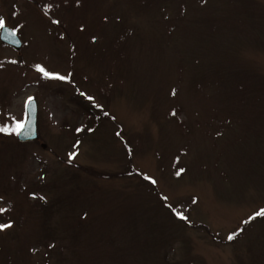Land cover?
I'll return each instance as SVG.
<instances>
[{
	"label": "rangeland",
	"instance_id": "1",
	"mask_svg": "<svg viewBox=\"0 0 264 264\" xmlns=\"http://www.w3.org/2000/svg\"><path fill=\"white\" fill-rule=\"evenodd\" d=\"M0 19L23 41L0 39V126L35 98L39 132L0 131V264H264V0Z\"/></svg>",
	"mask_w": 264,
	"mask_h": 264
},
{
	"label": "water",
	"instance_id": "2",
	"mask_svg": "<svg viewBox=\"0 0 264 264\" xmlns=\"http://www.w3.org/2000/svg\"><path fill=\"white\" fill-rule=\"evenodd\" d=\"M0 39L15 49H21L23 41L18 34L9 26L1 28ZM18 138L21 141H33L39 139L38 132V103L31 98L27 103V119L23 129L19 132Z\"/></svg>",
	"mask_w": 264,
	"mask_h": 264
},
{
	"label": "snow or ice",
	"instance_id": "3",
	"mask_svg": "<svg viewBox=\"0 0 264 264\" xmlns=\"http://www.w3.org/2000/svg\"><path fill=\"white\" fill-rule=\"evenodd\" d=\"M50 7V6H49ZM55 23H59V21H55ZM4 27V21L3 19H0V28H3ZM45 76H49L51 75L50 73L46 72L43 68H41L39 65L36 66ZM60 79H64V77H59ZM173 94H175L173 92ZM175 114V113H173ZM24 125L22 123H17L14 127H2L0 126V131H13V132H20L22 129H23ZM72 156L75 155V153L71 154ZM181 172L183 171V169L180 170ZM180 172H177V175H179ZM0 211H4L3 209H0ZM178 215H181L182 217V214L178 213ZM257 216H261V215H264V210H261V212H258L256 213ZM183 218V217H182ZM251 219V217H250ZM8 227H11L10 224H0V230H3V229H6ZM234 238V234L233 235H229L228 236V239L229 240H232Z\"/></svg>",
	"mask_w": 264,
	"mask_h": 264
}]
</instances>
